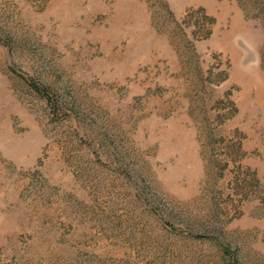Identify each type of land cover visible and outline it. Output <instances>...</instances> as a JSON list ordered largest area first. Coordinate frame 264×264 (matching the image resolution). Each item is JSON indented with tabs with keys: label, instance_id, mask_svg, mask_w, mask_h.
<instances>
[{
	"label": "rangeland",
	"instance_id": "374dc122",
	"mask_svg": "<svg viewBox=\"0 0 264 264\" xmlns=\"http://www.w3.org/2000/svg\"><path fill=\"white\" fill-rule=\"evenodd\" d=\"M0 264H264V0H0Z\"/></svg>",
	"mask_w": 264,
	"mask_h": 264
}]
</instances>
